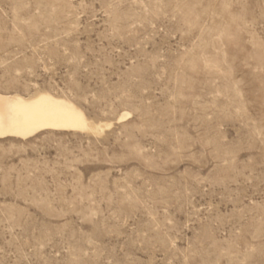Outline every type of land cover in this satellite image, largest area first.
<instances>
[{
	"label": "rangeland",
	"instance_id": "1",
	"mask_svg": "<svg viewBox=\"0 0 264 264\" xmlns=\"http://www.w3.org/2000/svg\"><path fill=\"white\" fill-rule=\"evenodd\" d=\"M36 91L110 126L0 139V264H264V0H0Z\"/></svg>",
	"mask_w": 264,
	"mask_h": 264
},
{
	"label": "bare ground",
	"instance_id": "2",
	"mask_svg": "<svg viewBox=\"0 0 264 264\" xmlns=\"http://www.w3.org/2000/svg\"><path fill=\"white\" fill-rule=\"evenodd\" d=\"M129 113L120 115L118 121ZM97 122V121H96ZM90 120L72 100L46 91L23 96L0 93V139L26 140L42 132L99 134L102 127Z\"/></svg>",
	"mask_w": 264,
	"mask_h": 264
}]
</instances>
